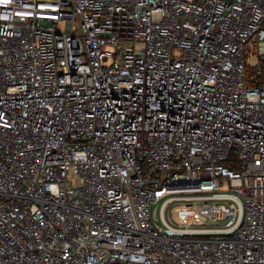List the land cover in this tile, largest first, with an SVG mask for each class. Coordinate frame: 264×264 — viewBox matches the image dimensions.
Segmentation results:
<instances>
[{
  "label": "built area",
  "instance_id": "2783aa9c",
  "mask_svg": "<svg viewBox=\"0 0 264 264\" xmlns=\"http://www.w3.org/2000/svg\"><path fill=\"white\" fill-rule=\"evenodd\" d=\"M0 264H264V0H0Z\"/></svg>",
  "mask_w": 264,
  "mask_h": 264
},
{
  "label": "rangeland",
  "instance_id": "374dc122",
  "mask_svg": "<svg viewBox=\"0 0 264 264\" xmlns=\"http://www.w3.org/2000/svg\"><path fill=\"white\" fill-rule=\"evenodd\" d=\"M43 25H46V26H47V25H49V23L44 22ZM59 27H60L61 29H64L65 25H64L63 23H61V24L59 25ZM254 61H255V60L252 59L250 62L253 63ZM160 204H161V202H159V203L157 204V206H160ZM180 204H183V202H179V203L172 204L170 207H177V206H179ZM153 222H154L155 226H156L160 231H162V232H167V233L170 234V232H169L166 228L163 227V224H162V222H161L160 220L156 219V220H153Z\"/></svg>",
  "mask_w": 264,
  "mask_h": 264
}]
</instances>
